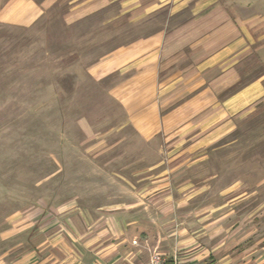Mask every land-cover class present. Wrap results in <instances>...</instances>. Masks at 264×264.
<instances>
[{"label": "crops", "instance_id": "obj_1", "mask_svg": "<svg viewBox=\"0 0 264 264\" xmlns=\"http://www.w3.org/2000/svg\"><path fill=\"white\" fill-rule=\"evenodd\" d=\"M60 8L63 25L84 28L94 43L87 74L110 81L120 127L145 142L126 152L156 159L135 169L147 177L132 174L138 184H127L178 188L133 193L125 211L34 213L52 220L36 222L30 264H151L155 253H178L181 264H264L262 227L244 224L248 201L264 217V0H4L0 23L30 28ZM248 137L254 168L241 144ZM202 164L214 169L204 181L217 187L212 196L176 174ZM231 171L244 177L220 181ZM205 198L210 206L199 209ZM135 201L156 206L148 216ZM172 206L168 234L160 212ZM226 209L239 212L220 220Z\"/></svg>", "mask_w": 264, "mask_h": 264}, {"label": "rangeland", "instance_id": "obj_2", "mask_svg": "<svg viewBox=\"0 0 264 264\" xmlns=\"http://www.w3.org/2000/svg\"><path fill=\"white\" fill-rule=\"evenodd\" d=\"M86 37L84 28L63 25L61 8L30 28L0 23V261L6 264H30L36 222L52 220L33 217L34 213L125 211L133 204V193L151 190L156 194L178 188L136 185L134 189L127 184L134 177L136 181L147 177L148 172L135 169L156 159L154 154L149 161L147 153L126 152L129 146H145V142L132 130L120 127L124 115L110 98V81H96L87 74L94 43L86 42ZM255 142L248 137L241 143L246 146L247 162L252 163L248 168L255 161ZM213 170L202 164L176 174L198 179V191L206 197L214 195L217 188L208 190L204 182ZM253 172L247 171L248 181L255 180ZM258 174H264V169ZM239 177L244 173L231 171L220 181ZM134 204L138 210L146 207L148 216L156 206L146 201ZM257 204L248 201L244 206L248 215L244 224L248 229L261 226L262 232L256 236L262 237L264 244V217L254 216ZM206 205L205 198L199 209ZM230 209L220 210V220H228L224 214L239 212ZM173 211L172 206L160 212L166 218L168 234L174 229L168 219ZM248 262L254 263V259Z\"/></svg>", "mask_w": 264, "mask_h": 264}, {"label": "built area", "instance_id": "obj_3", "mask_svg": "<svg viewBox=\"0 0 264 264\" xmlns=\"http://www.w3.org/2000/svg\"><path fill=\"white\" fill-rule=\"evenodd\" d=\"M151 264H181L178 253L172 255H166L161 253H155L150 260Z\"/></svg>", "mask_w": 264, "mask_h": 264}]
</instances>
